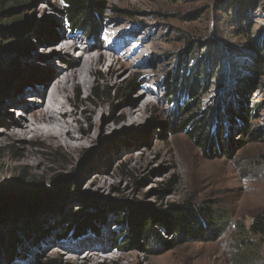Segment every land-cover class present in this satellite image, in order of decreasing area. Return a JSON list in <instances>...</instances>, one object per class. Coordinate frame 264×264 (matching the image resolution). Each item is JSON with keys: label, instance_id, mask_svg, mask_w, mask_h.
I'll return each instance as SVG.
<instances>
[{"label": "rangeland", "instance_id": "374dc122", "mask_svg": "<svg viewBox=\"0 0 264 264\" xmlns=\"http://www.w3.org/2000/svg\"><path fill=\"white\" fill-rule=\"evenodd\" d=\"M5 1L4 7L20 10L0 14V21L17 16L23 24L14 25L20 28L26 21L29 30L16 40L0 36V196L8 186L21 185L26 191L39 178L49 184L50 196L0 204V264H73L65 248L56 245L88 240L107 247L98 261L106 253L120 259L105 264H264V236L250 230L254 217L264 212V0H247L241 7L234 0H100L105 8L101 17L92 16L97 23L92 35L86 27L68 25L59 12L64 10L60 0H18V7ZM109 22L125 31L131 43L116 48L113 73L101 66L90 76L88 93L82 85L76 93L72 90L80 107L78 118L89 127L83 109L98 103L105 105L107 117L114 108L119 115L122 102L141 107L147 94L144 98L137 93L146 86L154 91L153 104L129 125L104 133L95 146L79 153L72 171L62 172L56 169L65 160L62 151L4 137L7 127L19 120L21 103L37 87L34 81L19 82L38 75L50 57L57 59L53 54L60 51L52 47L71 33L91 42L96 52L110 51L120 38L107 41ZM61 55L64 64L77 59L70 52ZM255 63L260 65L258 75L252 70ZM194 72L199 102L192 103L194 96L181 84ZM144 76L149 84H140ZM247 79V92H237ZM96 87L114 88L118 94L94 97ZM37 99L28 101L40 104ZM190 102L196 107L183 115V106ZM231 110L243 111L245 119L229 114ZM197 114L210 118L212 132L205 148L193 136ZM184 117L189 119L185 123ZM162 124L170 125L164 129ZM24 152L39 156V174L48 172L50 181L64 175L63 191L42 175L28 177L25 167H16L25 161ZM95 164L111 172L112 186H87L83 171ZM174 177L170 189L160 194L157 190ZM85 196L101 204L81 207ZM170 204L194 208L204 231L176 235L155 226L165 240L174 242L169 246L156 238L132 246L119 237L129 232V205L156 212ZM77 209L88 215L85 227L62 233ZM119 216L123 220L118 222ZM95 217L100 221L90 228L88 221ZM84 250L79 256L84 257Z\"/></svg>", "mask_w": 264, "mask_h": 264}, {"label": "bare ground", "instance_id": "6f19581e", "mask_svg": "<svg viewBox=\"0 0 264 264\" xmlns=\"http://www.w3.org/2000/svg\"><path fill=\"white\" fill-rule=\"evenodd\" d=\"M104 34H106L108 42L113 41L114 43L120 38L119 42L114 43V46L109 49L110 51L100 50L96 52L91 42L83 43L82 37L74 38V34L71 33L69 37L59 41L57 45L52 47L60 51V54H53V56L58 55L57 59L50 57L44 69L38 75L28 77L19 82L31 84L34 81L32 83L36 84L37 87L29 91L33 95L24 100L26 103H21L23 109H19L17 112L19 120L7 127L4 137H10L20 142L29 139L39 146L62 151L66 154L65 160L56 168L62 172L72 171L80 159L79 153L88 147L92 148L95 146L101 141L104 133L118 130V126L122 128L129 125L131 121L140 117V112L146 111L153 104L154 91L146 86L144 87L145 89H140L137 93L138 97L144 96V98L147 94L141 107L135 108L128 102H122L121 113L119 115L116 114L114 108L112 115L107 117L105 116L106 107L103 103H98L94 107L88 106L83 109V113L90 126H83V123L78 118L79 103L73 102L72 90L76 93L78 86L82 85L86 93H88L93 82L90 76H96V72L101 66H107L113 73L115 71V61L117 60L115 56L116 48L120 47L121 44L130 45L131 43L129 42L130 38L126 37V32L118 29V26H115L113 22H109ZM126 48L129 47L126 46ZM67 52L76 56L77 59L64 64L62 62L63 55L61 54ZM141 80L140 84L150 83L148 76H144ZM34 98H39L37 102L40 104L29 103L28 100L33 101ZM110 119H112L113 123H111ZM119 122L120 125H117ZM22 156L25 161L19 165L17 164L16 167H25L23 173L28 175V177L42 175L47 181H50L48 172L39 174V166L42 164V160L35 152H24ZM3 173L6 175L7 170L3 169ZM82 177L83 179H88V187L94 185L97 189H100L106 186L110 187L113 184L111 182V172H108L107 168L100 164H95L83 171ZM77 243L76 246L72 245L73 242L56 245V247L65 248L70 255L69 263L90 264V262H93L94 264H105L109 261L118 262L120 260L118 257L110 256L109 253H106L102 256L103 259L98 261L101 253L106 251V246L99 247L94 245L91 240L86 242L78 241ZM83 250L86 253L84 257H81L79 254ZM31 264H34V262Z\"/></svg>", "mask_w": 264, "mask_h": 264}, {"label": "trees", "instance_id": "16d2710c", "mask_svg": "<svg viewBox=\"0 0 264 264\" xmlns=\"http://www.w3.org/2000/svg\"><path fill=\"white\" fill-rule=\"evenodd\" d=\"M64 4V10H59L61 15L65 17V21L70 25L71 27H86L85 32L88 35H92L94 32L97 30V23L94 21L92 18L94 17V14L97 13L98 16L101 17V14L104 12L105 6L103 5V2L100 0H60ZM5 0H0V14L1 16L3 14H10L13 11H19V8H13L11 6H6L4 7ZM12 6L18 7V0H12ZM234 3L236 5L243 6V4H247V0H234ZM233 3V4H234ZM232 2L230 3L229 8L232 9L235 6H233ZM93 16V17H92ZM19 18V17H18ZM91 22H90V21ZM24 21V20H23ZM17 22H21V18L17 20V16H11L10 19L7 20H2L0 21V36H8L9 39L11 40H16L17 36L22 32V31H27L29 30L27 27L29 24L24 21L23 27H18L14 25ZM86 25V26H85ZM2 27V28H1ZM20 31H19V30ZM100 42L103 45V40L100 39ZM16 41H14L15 43ZM252 70L255 75H258L260 73V65L255 63L252 66ZM1 75V71H0ZM4 76H0V79H2ZM197 75L196 72L193 74L191 73L189 76L185 77V81L183 83L182 81V87L183 89L188 93V95H193L191 101L192 103L199 102L195 101V97L199 95L198 91V83H197ZM249 79L243 81V86H240L239 90L238 85L237 89L235 92H243L248 89L247 83ZM176 84V81L173 83V85ZM241 84V85H242ZM177 85V84H176ZM177 89V88H175ZM256 90V89H255ZM198 91V92H197ZM80 94V90L78 91ZM112 94H118L117 89L114 88H109V87H96L93 90V96L94 97H100V96H108ZM191 102L187 103L186 105L183 106L184 113L183 115H186L187 109L190 108L191 106L195 108ZM190 109L194 110V109ZM240 110H243L242 108ZM239 111V110H238ZM235 111L233 112L228 111L230 114L233 112L236 116H240L243 120L245 119V116L243 115V111ZM241 113V114H240ZM196 118L194 120H198L196 122V125H199L198 128H196L194 138L198 140L201 144L202 147H206L208 144L209 140V135L210 133V118H205L202 119L200 114H197L195 116ZM231 117V116H230ZM193 118V116H192ZM189 119L187 117L183 119V122H187ZM170 124H162V127L165 129L169 128ZM192 124H190L191 126ZM249 127V126H248ZM221 135V132H220ZM223 142V139H221ZM64 180L65 177L64 175L62 176H55L52 181H50V185L55 186V187H60L61 191L64 189ZM175 177L170 180L166 187L163 189H158L157 191L160 194H163L164 192L168 191L172 184L175 181ZM144 183V182H142ZM47 183H45L44 180L39 178V180L33 181V185L28 189L24 190V188L21 187V185H16L15 187L8 186L4 189L2 195L0 196V204L2 202H7L9 199L13 200H28L30 202H35L39 201L42 199H46L48 196H50V191L48 188ZM88 202H92L93 204H101V201L98 198L95 197H90V196H85L84 201L80 205L83 207L86 205ZM18 205V204H16ZM80 208V207H79ZM129 216L127 219V222L129 224V232L125 235L124 232L123 234H120L119 237L125 236V241L127 243H130L132 246L135 245V243L138 242H145L148 243L149 240L152 239H158L161 241L165 246L172 245L174 242L168 240H165V238L162 237L161 233L159 232L158 229L155 228L157 225H162L166 232L168 233H173L176 235H189L193 236L198 234L197 232H203L204 230L201 228V220L198 218L197 212L195 211L194 208H192L190 205L185 206V205H176V204H170L168 207L165 209H161V211H152V208H149L147 206L142 207L140 206L139 208L132 207L129 205ZM119 211V210H118ZM117 212V211H116ZM115 212V213H116ZM105 214V213H104ZM106 215V214H105ZM70 223L68 226L64 229L61 230L62 233L67 234L68 231L72 230H77L80 231L82 230L85 226L86 220L88 219V215H86L82 209H77L75 211L74 215L72 216ZM205 218V217H204ZM207 219V218H205ZM118 222L123 220L122 216H119L116 219ZM100 221V220H99ZM97 217L92 218L91 220L88 221V226L90 227L99 223ZM116 221V222H117ZM214 223V222H213ZM200 226V227H199ZM91 228V227H90ZM250 230L260 236H264V212L259 213L254 217V220L251 224Z\"/></svg>", "mask_w": 264, "mask_h": 264}, {"label": "water", "instance_id": "95a60500", "mask_svg": "<svg viewBox=\"0 0 264 264\" xmlns=\"http://www.w3.org/2000/svg\"><path fill=\"white\" fill-rule=\"evenodd\" d=\"M58 43H59V41L55 45H57ZM0 76H3V74H1Z\"/></svg>", "mask_w": 264, "mask_h": 264}]
</instances>
